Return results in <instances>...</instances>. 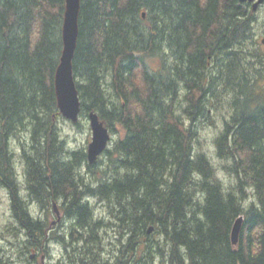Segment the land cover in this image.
<instances>
[{
    "label": "trees",
    "instance_id": "1",
    "mask_svg": "<svg viewBox=\"0 0 264 264\" xmlns=\"http://www.w3.org/2000/svg\"><path fill=\"white\" fill-rule=\"evenodd\" d=\"M65 7L0 0V186L18 225L41 232L56 204L57 227L74 229L73 252L97 254L113 230L125 236L118 258L127 264H264V26L260 40L255 26L264 10L240 0H81L72 61L81 111L72 124L95 112L117 137L90 163L60 126L54 77ZM218 118L221 167L201 146ZM30 247L18 249L28 263Z\"/></svg>",
    "mask_w": 264,
    "mask_h": 264
},
{
    "label": "rangeland",
    "instance_id": "2",
    "mask_svg": "<svg viewBox=\"0 0 264 264\" xmlns=\"http://www.w3.org/2000/svg\"><path fill=\"white\" fill-rule=\"evenodd\" d=\"M264 4V2L262 3ZM260 4L262 7L257 8L256 10H253L255 12H258L260 9L263 11L264 10V6ZM264 26V21L262 23L256 24V30L258 31L259 37H257V39H262V36H260V33L262 32V26ZM264 39V37H263ZM262 39V40H263ZM264 44V42H263ZM264 47V46H263ZM183 104H187V102L185 101ZM185 106V105H183ZM211 112H213L212 110H210ZM221 113V111H217L216 113ZM226 113V112H225ZM218 128H216L215 130L212 129L209 126H205V129L202 130V135H201V146L202 148L209 154L210 158L212 159V161L214 162V164L217 167H221L224 164H227L226 159H222L219 158L216 155V147L214 144V138L217 134V131L220 128V118H218ZM84 126L78 127L72 124V122H70L69 120L66 119V121H61L60 122V126H61V131H62V136L63 138L66 139V146L68 148L71 149H77L80 147H87L89 143L92 141V130L90 127V122L89 119L87 122H83ZM110 133V132H109ZM110 135L112 136L113 134L110 133ZM117 139V137L112 136L111 139L114 140ZM112 141V140H111ZM109 145H111V142L109 140L108 142V147ZM24 163L21 161L19 153L17 152L16 155V162H15V172H16V176L17 179L20 183V187H21V194H23L24 196H27V192H26V177L24 174ZM79 173L86 175L87 173L84 171V166H81L79 168V170H77ZM220 175L224 178V182L226 184H230V182L234 183V177L231 176L229 173L227 174V172L225 171H220ZM87 179H90L89 177H87ZM100 205V204H99ZM99 207V206H98ZM102 208V207H101ZM30 210L31 213L34 217H45L43 210L40 209V207L37 206L36 203H33L32 205H30ZM98 211L101 212V209H97ZM62 214V212H61ZM62 216V215H61ZM56 214L54 213L53 215H49L48 216V222H49V226L50 228L53 227H57V223L56 222ZM61 221V220H60ZM18 228H20V226L18 225L16 219L13 216V212L11 209V204H10V197L8 195V192L6 189H4L3 187L0 186V244L3 247L2 251L4 253V264H27L28 262H26V260H22V258L20 257V254H18V249L19 246L16 244H12L11 241H16V237L17 233H18ZM21 231H19L18 235H21V238L23 239L25 237V234L23 229H20ZM117 232V231H116ZM116 232H114L112 230V233H108L105 234L104 236H109L110 240H102L106 243H116L117 239L116 238H111V237H115V236H119L116 234ZM65 233L68 235V237L71 238V230L66 229ZM124 235H123V239H124ZM54 248V247H53ZM2 250V248H1ZM30 254V253H29ZM58 250L56 248H54V250L52 251V257L48 260H46L45 264H54L57 259H58ZM7 257V258H6ZM66 257V256H65ZM63 259V258H62ZM117 263V262H116ZM37 264H43V261L41 260V258L39 257ZM124 264H127V262H125Z\"/></svg>",
    "mask_w": 264,
    "mask_h": 264
},
{
    "label": "water",
    "instance_id": "3",
    "mask_svg": "<svg viewBox=\"0 0 264 264\" xmlns=\"http://www.w3.org/2000/svg\"><path fill=\"white\" fill-rule=\"evenodd\" d=\"M242 3L246 1L253 2V10L264 2V0H240ZM81 0H66L64 13V22L62 30L63 51L60 63L57 67L54 77L55 92L57 104L64 118L73 123L79 121L81 111V101L78 88L76 85L73 72V57L77 46L79 34V12ZM264 42V40H263ZM89 122L92 130V141L88 145V160L94 163L97 158L106 150L108 142L111 138L109 130L105 127L104 122L100 120L95 112H90ZM54 209L57 214V220H60V213L57 205L54 204ZM244 217L239 216L231 230V241L233 245H238L242 232ZM153 227L148 229L151 233Z\"/></svg>",
    "mask_w": 264,
    "mask_h": 264
},
{
    "label": "flooded vegetation",
    "instance_id": "4",
    "mask_svg": "<svg viewBox=\"0 0 264 264\" xmlns=\"http://www.w3.org/2000/svg\"><path fill=\"white\" fill-rule=\"evenodd\" d=\"M20 229L26 231L24 232L25 237L23 239L21 238V235H18L19 231H21ZM66 229L74 231V229L68 227H53V228L45 227L41 232L33 233L25 228L20 227L18 228V233H17L18 238L16 237V241H11V243L18 245L19 248L25 245L31 246L29 249L30 251L27 250V254L30 258V259L27 258L29 260V263L27 264H37L39 257L43 261V264H45L46 260L52 257V251L54 250V248L58 250V254H59L58 259L54 264H83V262H86L87 264H124L123 261L118 258L122 254L120 248L122 247L121 240L123 239V237L121 235L111 237L117 239L116 243L110 244V243L102 242L100 244V247L98 248L97 254H93L92 252L93 250H92L91 251L92 256H95V258L98 261L94 263H89L88 259L92 261H96V260L93 259L91 255H85L84 249L81 250L79 248L75 252H73L74 251L73 246L71 247L70 245L67 244L71 240L70 237H68L67 234L63 236ZM55 231L57 233V236L52 235ZM105 238L107 240H110L109 236H103V240ZM40 240H42V244L45 243L47 247L46 253H42L40 251V248L38 247V245L40 244L39 243ZM35 244H37V246L34 247ZM66 245H68V247Z\"/></svg>",
    "mask_w": 264,
    "mask_h": 264
},
{
    "label": "bare ground",
    "instance_id": "5",
    "mask_svg": "<svg viewBox=\"0 0 264 264\" xmlns=\"http://www.w3.org/2000/svg\"><path fill=\"white\" fill-rule=\"evenodd\" d=\"M74 55H75V54H74ZM73 58H74V57H73ZM233 246H235V247H236L237 245H233Z\"/></svg>",
    "mask_w": 264,
    "mask_h": 264
}]
</instances>
